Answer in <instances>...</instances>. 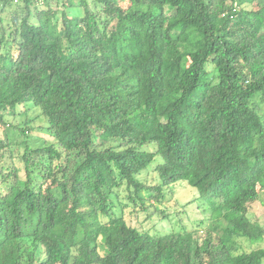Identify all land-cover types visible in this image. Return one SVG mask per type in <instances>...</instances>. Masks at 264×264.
<instances>
[{
  "label": "trees",
  "instance_id": "trees-1",
  "mask_svg": "<svg viewBox=\"0 0 264 264\" xmlns=\"http://www.w3.org/2000/svg\"><path fill=\"white\" fill-rule=\"evenodd\" d=\"M3 131L0 264H264V0H0ZM178 182L195 226L126 223Z\"/></svg>",
  "mask_w": 264,
  "mask_h": 264
},
{
  "label": "rangeland",
  "instance_id": "rangeland-1",
  "mask_svg": "<svg viewBox=\"0 0 264 264\" xmlns=\"http://www.w3.org/2000/svg\"><path fill=\"white\" fill-rule=\"evenodd\" d=\"M51 2V7L54 8L55 3ZM124 8L127 6V3H122L121 4ZM72 15H80L81 14V9L79 8H74L71 9L70 12ZM5 17L8 16V13L4 14ZM22 113V112H21ZM34 114L32 113L31 110L28 111L26 116L24 114H20L18 117L15 118L14 123H21L24 121V119L27 118H32ZM40 125L38 121L34 122L33 127L35 129V134L39 135L42 137L44 133L40 130H36ZM9 132V131H8ZM9 135L11 134L10 132L8 133ZM7 135V131H3L0 133V136L4 137ZM33 137V136H32ZM36 138V137H34ZM13 142L19 143L20 141L23 140V137H21L18 134H14L12 136ZM41 142H37V144H40ZM19 154L22 152V146H19L18 149ZM18 151L15 152V156H17ZM15 165L21 168V164L18 161V158L15 157ZM20 177L23 176V173L19 174ZM140 178L147 182L149 185H153L156 181V176L152 171H148L147 173L141 174ZM118 192V200L121 201L123 204H129L128 200L126 199V192L124 188H121L117 190ZM198 193L196 189L191 188L188 186L185 182H178L174 184L172 187H170L165 194V199L164 202L159 205L160 209L166 210V214L168 215L166 218H163L160 220L155 213L152 212V209L148 210L146 213L137 211V212H131L132 206L131 204L128 206L126 210H124V219L126 223L131 226L138 228L140 230H145L149 231V233H153L154 230L160 232V233H167L172 229H177L180 225L181 222L184 223H191L195 221L196 219H201L202 216L199 211H201L200 203L198 204H188L186 206L185 211H182V205H187V203H190L194 197H197ZM155 205V204H154ZM156 206V205H155ZM197 206L199 207L197 209ZM181 207V209H179ZM249 214L252 216L255 220H258L261 223H264V208L260 204V202H255L249 206ZM187 216V217H186ZM196 222V221H195ZM197 224L193 223L191 226H195ZM207 225V223L205 224ZM210 224H208L209 227ZM204 234V229L199 228L198 230V235L202 236ZM254 248H264V237L262 240L258 243L255 244H249L246 241H243L241 244V250L243 251H248L250 249Z\"/></svg>",
  "mask_w": 264,
  "mask_h": 264
},
{
  "label": "built area",
  "instance_id": "built-area-1",
  "mask_svg": "<svg viewBox=\"0 0 264 264\" xmlns=\"http://www.w3.org/2000/svg\"><path fill=\"white\" fill-rule=\"evenodd\" d=\"M17 1H18V0H13V2H15V3H16Z\"/></svg>",
  "mask_w": 264,
  "mask_h": 264
}]
</instances>
